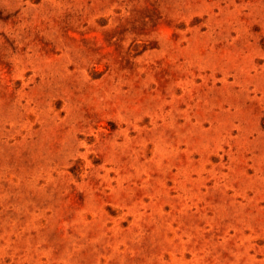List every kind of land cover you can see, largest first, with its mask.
<instances>
[{"label":"rangeland","instance_id":"rangeland-1","mask_svg":"<svg viewBox=\"0 0 264 264\" xmlns=\"http://www.w3.org/2000/svg\"><path fill=\"white\" fill-rule=\"evenodd\" d=\"M0 264H264V0H0Z\"/></svg>","mask_w":264,"mask_h":264}]
</instances>
